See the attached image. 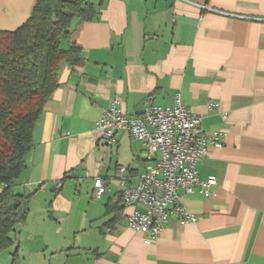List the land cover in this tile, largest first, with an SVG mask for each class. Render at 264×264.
I'll return each instance as SVG.
<instances>
[{"label":"crops","instance_id":"0c3cea01","mask_svg":"<svg viewBox=\"0 0 264 264\" xmlns=\"http://www.w3.org/2000/svg\"><path fill=\"white\" fill-rule=\"evenodd\" d=\"M36 0H0V31H14ZM73 1V0H65ZM95 20L69 42L82 63H61L58 87L34 123L15 194L30 196L23 225L0 264H264V0H92ZM220 134L196 164L214 177L211 196H182L196 218L170 217L155 240L130 229L118 168L127 185L153 158L128 134L103 145L97 122L112 103L130 118L147 101L170 108L175 95ZM106 193L95 199L93 181ZM58 184L60 186L58 187ZM3 187L0 185V193ZM113 215L106 206L117 204Z\"/></svg>","mask_w":264,"mask_h":264},{"label":"trees","instance_id":"16d2710c","mask_svg":"<svg viewBox=\"0 0 264 264\" xmlns=\"http://www.w3.org/2000/svg\"><path fill=\"white\" fill-rule=\"evenodd\" d=\"M92 0H36L27 20L14 31H0V253L14 245L10 234L23 225L30 196L15 194L24 169L34 123L58 87L61 63H82L81 48L69 42L80 23L99 14ZM117 219L121 207L107 205ZM15 264L17 250L12 254Z\"/></svg>","mask_w":264,"mask_h":264},{"label":"built area","instance_id":"2783aa9c","mask_svg":"<svg viewBox=\"0 0 264 264\" xmlns=\"http://www.w3.org/2000/svg\"><path fill=\"white\" fill-rule=\"evenodd\" d=\"M104 146L116 143L119 134H128L145 147L153 166L136 178L135 185H127L125 167H119L117 179L122 204L138 209L125 216L127 226L136 232H145V244L157 238L170 217L181 223H194L196 218L182 206V196L198 194L211 196L214 177L201 180L196 164L203 158L209 146L220 148V134L205 136L200 130V118L181 105L176 94L170 108H162L147 101L141 113L128 117L117 103L104 110L97 122ZM60 184H58V187ZM104 181H93L95 199L106 193Z\"/></svg>","mask_w":264,"mask_h":264}]
</instances>
